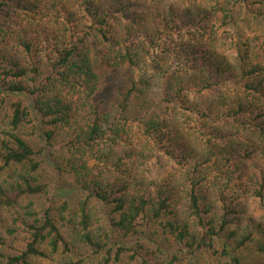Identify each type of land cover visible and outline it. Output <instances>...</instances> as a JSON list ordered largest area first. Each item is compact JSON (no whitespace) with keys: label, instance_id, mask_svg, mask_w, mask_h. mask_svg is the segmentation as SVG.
<instances>
[{"label":"trees","instance_id":"1","mask_svg":"<svg viewBox=\"0 0 264 264\" xmlns=\"http://www.w3.org/2000/svg\"><path fill=\"white\" fill-rule=\"evenodd\" d=\"M143 6L0 0V215L13 213L7 235L18 223L26 233L14 252L0 237V264H85L90 256L97 264H245L247 250L249 263L264 264V37L228 48L217 25L234 29L251 17L264 29V0ZM94 43L102 64L130 69L106 111L94 100ZM13 95L26 104L18 98L5 108ZM29 131L45 145L62 136L57 181L41 176ZM151 159L179 167L150 181ZM241 164L255 169L248 175L256 185L234 192ZM67 173L73 190L58 180ZM72 193L80 195L73 203ZM242 195L253 196L251 210ZM148 225L168 243L157 235L142 253Z\"/></svg>","mask_w":264,"mask_h":264},{"label":"rangeland","instance_id":"2","mask_svg":"<svg viewBox=\"0 0 264 264\" xmlns=\"http://www.w3.org/2000/svg\"><path fill=\"white\" fill-rule=\"evenodd\" d=\"M154 1L156 0H143V4L144 6L149 5L150 2L152 3ZM157 1H162V0H157ZM255 3L257 4L256 1ZM143 7H140L139 11L143 9ZM248 16H253V15L248 14ZM237 21L238 22L236 23V26L234 29L229 28L227 26H221L220 23L217 22V25L220 26L218 28L219 37L221 36V34L226 35L225 39H222V40H225L226 47L231 48L232 46H234L235 41H240L244 44H247L245 43V41H248L249 38L255 35L264 37V32H263L264 29L262 25L263 22L257 19H253L251 17H248L245 20L238 18ZM102 52H103L102 47L99 44L94 43L92 51H91V56H92L94 69L99 77V85L94 95V100L95 102L99 104V108L101 111H106L109 108V105L112 102L116 93L128 87L129 82H130V69L126 65L123 68H115V67H110V66H106L102 64L100 62V56ZM228 52L231 53L233 51H228ZM214 93L216 94V92ZM18 98H23L26 104L27 99H25L22 96L13 95L11 98H9L6 101L5 108H9L8 106L10 105L11 101L16 100ZM29 134L30 135L32 134L31 136L33 139H31L30 142L32 143L34 150L38 152L36 157L38 160H40L41 176H43V178L46 180H49L50 177L55 176V179L57 181V178H56L57 173L62 172V171L57 172V168L64 169L65 155H66V149H67L65 147L64 141L62 140V136L61 135L55 136V139L53 140L52 145H45V143L38 137L37 133H34L33 131L31 132L29 131ZM198 136L200 137L201 133L200 134L198 133ZM166 162L168 163V165L166 164ZM223 164L224 163H221L219 165H223ZM164 165L165 167L163 168L160 165V162L157 161L156 159L155 160L151 159L148 161V164L145 166L148 170L147 174L150 175V179H149L150 181H154V178H157V174H160L161 171L164 172L166 170L165 174H167V172L175 173V169L179 167L178 166L179 163L174 162L173 159L165 160ZM170 165H173V166H170ZM238 166L240 167V169L237 170L234 176H237V174H242V172L244 173V176L241 178V180H236L235 178L233 179V182L231 183V189H233L234 192L238 188H246L251 185H256L253 182H251L250 178L252 176L248 175V174H253L255 169L252 167L244 169L242 167L244 166L243 164H241V166L240 165ZM225 168L234 169L231 163L226 164ZM256 172H257V176H259L260 175L259 173H261L259 171V167H256ZM58 180H60L62 187L69 188V190L70 189L73 190L72 186L74 184L72 181V176L70 174L68 173L64 174V178H60V179L58 178ZM237 182H240V183L237 184ZM151 189H153V187H151ZM252 194H254V192ZM79 197H80L79 194L77 195L76 193L74 194L72 193L69 199L73 203ZM240 199L245 200L246 206L248 207L249 210L252 209L253 199H254L253 196L242 195ZM41 204H42V200L36 199L37 209L41 208ZM9 211L10 210L8 209H4L0 215V237L4 238V241L6 242L5 245L8 246L9 251L14 252V251H19L22 249L23 244L26 241V233L21 228V225L18 223V225L16 226L17 228L16 233L10 236L7 235L6 230L3 228V225L5 223V219L9 217V215L12 216L13 214V213L10 214L11 211L10 212ZM154 230H156V227L151 226V225H148L144 228V234H142L141 236V239H142L141 244L144 246L142 253L149 251V249H153L155 245L153 241L155 240L157 235H161L159 236V239L163 240L165 244L168 243V241L165 239V237L161 233L154 235L152 233ZM125 240L127 239H124V241ZM131 240L132 239H129L127 242H131ZM119 241L123 242L122 240H119ZM200 256L207 258L205 257L207 256L206 254H203ZM243 257H244L243 259L245 260L244 261L245 264H251L249 263L250 262V251L249 250L243 253ZM56 259L57 257H54L52 260L51 258L48 259V258H42V257H34L32 258V261L37 264H53L54 262L57 261ZM141 260L142 259L139 258L138 261L136 262L127 263L126 258L124 257L121 264H142ZM203 262H204L203 258H200L198 260V264H204ZM85 264H97L96 258L94 256L87 257L85 259ZM109 264H113V263H109Z\"/></svg>","mask_w":264,"mask_h":264}]
</instances>
